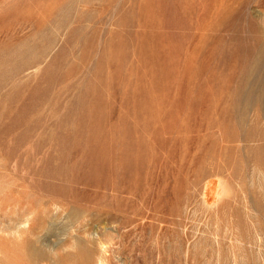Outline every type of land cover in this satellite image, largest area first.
I'll use <instances>...</instances> for the list:
<instances>
[{"label": "rangeland", "instance_id": "374dc122", "mask_svg": "<svg viewBox=\"0 0 264 264\" xmlns=\"http://www.w3.org/2000/svg\"><path fill=\"white\" fill-rule=\"evenodd\" d=\"M0 264H264V0H0Z\"/></svg>", "mask_w": 264, "mask_h": 264}, {"label": "bare ground", "instance_id": "6f19581e", "mask_svg": "<svg viewBox=\"0 0 264 264\" xmlns=\"http://www.w3.org/2000/svg\"><path fill=\"white\" fill-rule=\"evenodd\" d=\"M0 260H2V259H0Z\"/></svg>", "mask_w": 264, "mask_h": 264}]
</instances>
